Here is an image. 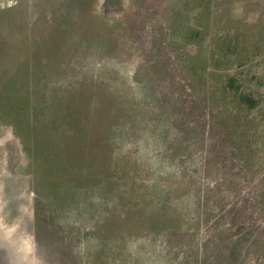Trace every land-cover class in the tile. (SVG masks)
Returning <instances> with one entry per match:
<instances>
[{"label": "rangeland", "instance_id": "rangeland-1", "mask_svg": "<svg viewBox=\"0 0 264 264\" xmlns=\"http://www.w3.org/2000/svg\"><path fill=\"white\" fill-rule=\"evenodd\" d=\"M213 1L0 0V90L6 74L28 72L22 70L25 39L18 25L30 21L37 26L40 70L35 101L51 104L62 87L67 91L87 80L102 82L106 96L114 88L146 91L164 122L157 120H169L161 135L170 143L158 148L177 154L170 156L169 166H182L176 180L181 176L178 184L187 191L178 204L186 230L181 227L170 237L131 236L125 243L131 259L95 263L101 246L97 220L105 216L108 199L55 208L51 198L37 192L41 178L34 142L0 121V264H264V139L250 138L252 148H243L240 140L213 129L219 110L209 98L200 105L207 89L201 90L200 72L185 58L199 51L198 38L185 32L189 26L199 29L201 14L209 28L206 41L217 33ZM242 2L243 13L234 9L227 18V36L246 41L248 49L257 47L250 65L262 75L264 0ZM200 122L208 124L201 130L204 139ZM127 148L124 144L119 152L126 156ZM141 149L137 159L154 167V147ZM141 250L149 254L142 261Z\"/></svg>", "mask_w": 264, "mask_h": 264}, {"label": "trees", "instance_id": "trees-1", "mask_svg": "<svg viewBox=\"0 0 264 264\" xmlns=\"http://www.w3.org/2000/svg\"><path fill=\"white\" fill-rule=\"evenodd\" d=\"M212 7L217 15L213 22L217 33L210 42L206 41V15L199 17L198 30L192 26L186 29L185 33L197 37L200 45L196 54L185 55L190 61L187 66L200 72L201 90L202 86L207 89L200 105L209 98L211 107L219 110V118L212 117L213 129L240 140L243 148H252L250 138L264 139V73L260 75L250 65L258 56L254 52L257 47L248 49L246 41L233 42L227 36L231 26L227 18L233 17L234 9L243 13L242 0L235 4L234 0H214ZM18 26L25 39L22 50L26 67L22 70L28 72L6 74L5 88L0 90V121L15 126L34 142L32 154L37 155L41 178L38 195L51 198L57 209L74 201L81 205L88 199H108L105 216L97 220L101 246L95 263L131 259L125 244L131 236L158 233L170 237L180 234L181 227L186 230L178 204L187 191L178 184L181 176L176 180L182 166H169L170 156L177 155L166 149L171 138L161 135L169 120L161 117L166 121L162 123L159 110L150 106L147 92L137 87L139 92L135 93L133 86L132 91L114 88L106 96L102 82L87 80L84 85L67 86V91L62 87L51 104L37 103V26H31L30 21ZM29 112L34 114L31 119ZM209 122H200V133L207 125L212 129ZM201 137L205 138L204 133ZM124 144L128 147L126 156L119 152ZM162 145L166 147L158 148ZM143 146L154 147L153 156L158 158L154 167L148 168L137 159L136 153ZM178 156L175 163L180 161ZM199 229L197 224L192 233L199 234ZM140 254L141 261L149 255L145 250Z\"/></svg>", "mask_w": 264, "mask_h": 264}]
</instances>
